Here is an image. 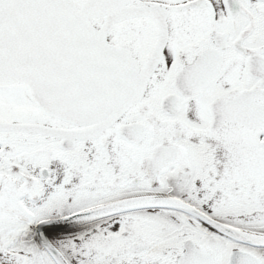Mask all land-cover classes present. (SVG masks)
<instances>
[{
  "label": "snow or ice",
  "instance_id": "obj_1",
  "mask_svg": "<svg viewBox=\"0 0 264 264\" xmlns=\"http://www.w3.org/2000/svg\"><path fill=\"white\" fill-rule=\"evenodd\" d=\"M0 264H264V0H0Z\"/></svg>",
  "mask_w": 264,
  "mask_h": 264
}]
</instances>
